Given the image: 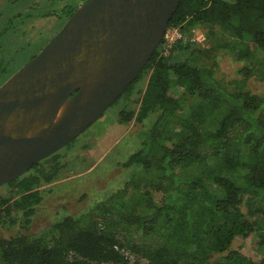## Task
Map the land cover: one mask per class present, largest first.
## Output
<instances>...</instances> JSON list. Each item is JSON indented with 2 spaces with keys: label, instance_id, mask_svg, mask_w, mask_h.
Listing matches in <instances>:
<instances>
[{
  "label": "trees",
  "instance_id": "obj_1",
  "mask_svg": "<svg viewBox=\"0 0 264 264\" xmlns=\"http://www.w3.org/2000/svg\"><path fill=\"white\" fill-rule=\"evenodd\" d=\"M168 26L183 37L167 55L160 43L112 103L144 80L137 107H122L118 122L154 118L122 166L148 172L161 203L149 191L116 207L111 197L54 222L51 242L0 237V264H130V256L134 264H264V95L244 89L248 78H264V0H181ZM194 27L204 29L205 45L191 40ZM216 50L245 59L237 88L216 76ZM58 151L0 186V226L15 223L14 210L30 221L40 185L63 168ZM236 236L257 239L256 258L230 248Z\"/></svg>",
  "mask_w": 264,
  "mask_h": 264
},
{
  "label": "water",
  "instance_id": "obj_2",
  "mask_svg": "<svg viewBox=\"0 0 264 264\" xmlns=\"http://www.w3.org/2000/svg\"><path fill=\"white\" fill-rule=\"evenodd\" d=\"M181 0H86L0 84V186L60 150L132 83Z\"/></svg>",
  "mask_w": 264,
  "mask_h": 264
},
{
  "label": "rangeland",
  "instance_id": "obj_3",
  "mask_svg": "<svg viewBox=\"0 0 264 264\" xmlns=\"http://www.w3.org/2000/svg\"><path fill=\"white\" fill-rule=\"evenodd\" d=\"M85 1L0 0V83L36 55L69 18L68 12L78 8ZM195 29L196 27L191 31ZM198 30L204 32V29ZM205 44L206 41L201 43ZM215 53L216 76L227 84L228 88H237L236 80L242 78L238 69L245 65V59L235 60L226 50H216ZM144 84V80H138L131 95L126 98L121 96L58 151V159L63 168L56 180L40 185L42 198L35 206L30 221L24 225L21 212L14 210L15 223L1 225L0 237L24 234L42 236L45 242H51L56 235L51 229L54 222L67 215L84 214L97 203L108 202L111 197L114 199L109 201L116 207L122 197L130 202V197L149 191L153 200L161 203L163 192L149 184L148 172L143 171L140 166H122L128 155L140 147L144 131L154 118L151 113L141 122L133 119L126 123L118 122V113L122 107H137V104L133 103L138 96L136 89ZM244 89L264 95V78H248ZM51 161L52 158H48L42 163L47 166ZM2 186L4 189L5 185ZM3 189L0 188L2 193L5 192ZM119 210L123 211L124 208L120 207ZM114 211L117 212L115 209ZM134 235L139 238L140 232ZM157 240L156 237L152 239L154 242ZM256 241L252 236H236L230 248L256 258V251L253 249ZM218 255L220 254L214 253L210 259ZM130 264H134L132 256Z\"/></svg>",
  "mask_w": 264,
  "mask_h": 264
},
{
  "label": "built area",
  "instance_id": "obj_4",
  "mask_svg": "<svg viewBox=\"0 0 264 264\" xmlns=\"http://www.w3.org/2000/svg\"><path fill=\"white\" fill-rule=\"evenodd\" d=\"M183 37L182 31L177 27H168L163 39H162V47L161 52L163 55H167L172 44ZM191 40L196 41L198 43H202L205 41V35L203 32L195 29L191 32Z\"/></svg>",
  "mask_w": 264,
  "mask_h": 264
},
{
  "label": "flooded vegetation",
  "instance_id": "obj_5",
  "mask_svg": "<svg viewBox=\"0 0 264 264\" xmlns=\"http://www.w3.org/2000/svg\"><path fill=\"white\" fill-rule=\"evenodd\" d=\"M47 158V157H46ZM45 159V158H44Z\"/></svg>",
  "mask_w": 264,
  "mask_h": 264
}]
</instances>
